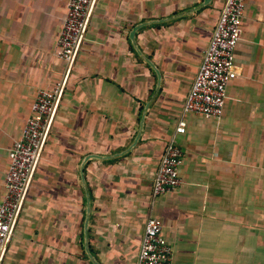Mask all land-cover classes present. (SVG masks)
<instances>
[{
    "label": "crops",
    "instance_id": "0c3cea01",
    "mask_svg": "<svg viewBox=\"0 0 264 264\" xmlns=\"http://www.w3.org/2000/svg\"><path fill=\"white\" fill-rule=\"evenodd\" d=\"M66 2L0 0V201L36 93L62 84L0 264H133L148 216L171 264H264V0L245 1L221 116L180 135L224 0H94L69 66ZM170 137L181 183L149 207Z\"/></svg>",
    "mask_w": 264,
    "mask_h": 264
},
{
    "label": "built area",
    "instance_id": "2783aa9c",
    "mask_svg": "<svg viewBox=\"0 0 264 264\" xmlns=\"http://www.w3.org/2000/svg\"><path fill=\"white\" fill-rule=\"evenodd\" d=\"M246 0H224L210 39L202 53L191 85L184 97L174 134L184 133L185 115H199L217 119L221 116L225 89L234 79L233 51L241 36V19ZM94 0H67L65 14L55 46V56L69 66L82 38ZM62 84L36 93L30 105L18 139L8 152V166L4 175V196L0 201V262L11 226L32 175L43 140L48 131ZM181 151L174 137L166 141L153 175L149 207L153 201L175 190L181 183L178 169ZM133 264H171V248L161 236V225L155 218L145 219L139 248Z\"/></svg>",
    "mask_w": 264,
    "mask_h": 264
},
{
    "label": "water",
    "instance_id": "95a60500",
    "mask_svg": "<svg viewBox=\"0 0 264 264\" xmlns=\"http://www.w3.org/2000/svg\"><path fill=\"white\" fill-rule=\"evenodd\" d=\"M208 2V0H203V4L205 5ZM135 31V30H134Z\"/></svg>",
    "mask_w": 264,
    "mask_h": 264
}]
</instances>
